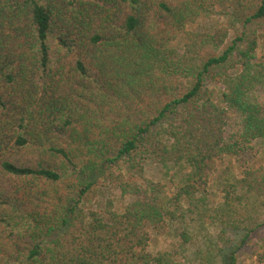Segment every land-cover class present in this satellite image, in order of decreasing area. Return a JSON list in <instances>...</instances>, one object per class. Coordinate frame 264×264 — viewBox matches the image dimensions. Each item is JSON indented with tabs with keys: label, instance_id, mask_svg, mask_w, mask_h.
<instances>
[{
	"label": "trees",
	"instance_id": "1",
	"mask_svg": "<svg viewBox=\"0 0 264 264\" xmlns=\"http://www.w3.org/2000/svg\"><path fill=\"white\" fill-rule=\"evenodd\" d=\"M222 1L0 0V264H186L213 181L199 264H264V165L214 178L264 141V0L199 30Z\"/></svg>",
	"mask_w": 264,
	"mask_h": 264
},
{
	"label": "rangeland",
	"instance_id": "2",
	"mask_svg": "<svg viewBox=\"0 0 264 264\" xmlns=\"http://www.w3.org/2000/svg\"><path fill=\"white\" fill-rule=\"evenodd\" d=\"M233 9V5L229 0H223L219 6H217L211 16L208 19H205L201 21L198 25L199 30H205L210 31L213 29V27L220 25L225 20L226 16L231 13ZM210 88H213V85H210ZM254 145V151L250 154H247L246 156H242L238 160L232 159V163L228 169H226L223 165L219 166V169L214 175L215 177H223L222 174H226L227 176H239V168L240 167H248L250 164H256V165H264V141L256 140L253 143ZM143 177L150 178L153 180H160L164 178L162 169L160 167H149L145 170ZM104 182V185L101 186V190L96 187L94 191L88 195V197L85 199L86 206L88 208H94L97 204V201L102 197H111L117 209H121V204L124 203L123 198H119L117 195L115 189L110 187L109 183L105 180H102ZM220 186L219 183H212V188L209 189L208 193L204 196V202L203 203H197V208H194L192 206L191 210L192 213H188V210L185 209L184 215H185V229H187V234L192 238L191 242L188 243V249L181 253L180 258L186 262V264H199L198 259H200L201 254L207 252L214 255H218V251L222 250L226 246H231L232 244H237V241L233 239L232 234H228L227 237H225L222 241L218 239V232L217 230L209 227L206 225L204 229H201L200 235H197L196 228L194 225L197 222V212L198 209H206L211 210L212 208H215L217 203L221 200L220 195ZM127 200V199H126ZM179 221L175 222L173 224L174 230H178L180 228ZM196 226V225H195ZM264 240V228L261 230L260 237L258 239L259 244H263ZM174 241V238L172 237V233L168 236V234L160 235L159 241L157 244H152L150 246L151 251H158V250H170L172 248V242ZM209 241H211L209 243ZM172 250V249H171ZM253 261L251 258H247L245 256H240L238 259L239 264H250Z\"/></svg>",
	"mask_w": 264,
	"mask_h": 264
}]
</instances>
